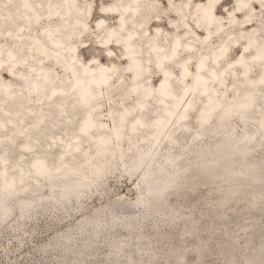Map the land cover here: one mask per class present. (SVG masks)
<instances>
[{
  "label": "rangeland",
  "instance_id": "1",
  "mask_svg": "<svg viewBox=\"0 0 264 264\" xmlns=\"http://www.w3.org/2000/svg\"><path fill=\"white\" fill-rule=\"evenodd\" d=\"M14 1L17 2V0H6L4 5L11 4ZM24 1L26 5L20 8L27 12H33L34 10L36 17L35 19H29L27 13L21 14L20 20L24 27L20 31V38L14 36L11 40L8 34H0V58L5 61L0 70V81L8 85L14 94L12 97L16 99L28 98L26 102L28 107L34 108L40 104L38 96L32 93L31 88L39 92L40 96L46 93L45 83H42L40 79V68L43 72H47L49 78H57L53 82L54 85L65 83L74 90L78 89L73 77L65 79V75L59 69L60 66L51 63L52 60L55 61L53 50L58 47L62 51L55 56L61 63L69 62L71 64L73 61L77 67L85 66L93 69L101 66L109 68L114 66L115 69L110 70L108 73L113 70L117 73L113 76L110 74L107 85L120 82L123 87L120 89L121 85H119L115 88L120 89L123 93L120 97L117 96L118 98L114 94L113 101L119 100L121 104L132 105V96L142 97V92H139V89L129 91V86L134 81L132 82V78L128 74L132 69H129L125 59L130 60L131 58L129 56L124 58L120 45L112 41L122 35L119 37V42L130 48V44H127L129 40L126 33L131 28L128 25L132 23L134 24L132 29L136 32V35H134V37L136 36L134 50L138 59L137 62L141 63L144 75L150 73V77L145 82L152 90L153 95L144 96L149 109L152 105H158V99L162 98L166 102L160 104V106L166 104L170 112L173 111V99L164 97L158 88L160 77L165 71H170L169 79L174 80L173 83L170 81V86L174 84L175 87L174 90L170 89L172 93L189 88L194 85L193 82L197 76L196 57L198 55L207 57L203 67H208L207 70L212 68L214 73L221 75L223 83L220 87H216L214 84L218 80L220 81L221 78L213 79L212 75L207 74L208 72L204 74L203 84L201 86L194 85L192 88L195 95L191 104L194 101L196 108L190 113L188 127L183 133L181 131L185 127L176 131L173 146L167 143V139H163L161 149L156 153V160H153L155 161L154 167L157 170L159 181L174 178L173 169L176 166L181 167L184 172H192L194 179L190 183L194 188L193 191L185 187L180 193L182 197H171L168 200L163 213L156 215V217H148L137 221L135 228H129L122 224L123 219L120 214L110 222L102 217L97 239H94L88 230L85 231L83 236L71 235L70 239L65 241L62 232L76 223L78 219L90 215L95 209L101 208L119 196L131 201L134 198L133 185L137 182L140 171L137 173L132 171L133 175L131 176L125 174L111 157L107 158L106 168H99L98 161L96 160V162L91 158L93 153L98 148H103L110 155L109 152L113 150L112 140L103 135L99 136L98 148L85 151L81 160V164L86 163L92 166L94 172L88 177V180H84L82 177L81 181L75 185L72 183L65 184L62 182V176L49 169H44L39 160L36 159L34 165L39 170L35 172L34 168L31 167L30 170L32 169L33 172L30 179L37 185L38 190L17 191L14 197L5 200L4 210L0 209V264H127L128 260L132 264H177L176 258L181 254L185 256L184 264H198L193 249L202 245H205L202 264H226L227 260L222 259L221 251L227 252V256L232 257L237 264H241L247 256L252 259L254 264H264V213L254 215L256 226L251 229L248 227L250 217L246 209V202H233L221 210L218 207L220 199L218 190L221 185L215 187L201 185L198 172L193 170L194 168L191 165L197 147L214 142L217 138H222L225 135L233 137L237 144L251 143L257 145L258 148L251 153V159L259 160L264 155V125L260 120L253 119L251 123L247 124L237 114L224 122L217 120L216 124L218 127H224L227 131L226 134L213 136L206 133L198 137L199 127H204L205 124L214 119H223L233 115L228 114L230 107L233 105L229 106L221 116L218 114L213 116L214 119L212 120L209 115L207 123L200 124V120L197 119L203 105L201 104L202 97L211 92L215 94L216 106L221 107L225 100L232 99L234 96L239 95L241 91L250 89L254 93L255 108L264 113V80H260V75L264 73V63H255L262 61L264 54L253 56L250 59V54L245 52V42L240 40L241 37L250 39L251 35H244L246 37L240 35L255 30L254 33L258 42L264 44V7L260 11L254 5L256 0H247V9L244 11H247L249 17L252 13L257 24L261 26L257 30L254 25L249 26L246 22H243V15L235 9V0H233L234 6L232 8L230 7L232 0H220L217 5H208V12L210 13L208 18H213L219 26V29L215 30L216 32L213 34L216 36L208 40L209 35H211L209 24L205 25L199 22L198 17H196L197 10L192 14L195 7L199 5L205 7L207 5L204 0H143L141 4L137 3L138 5L134 9H128V11L135 13L138 6H140L139 15L136 14L133 19L124 21L125 28L123 31L116 25L114 16L102 13V7L113 4L114 0H59L60 5L57 8L58 13L55 19L47 17L49 10L47 3L49 0ZM27 1H32V4L30 3L27 6ZM258 1L264 3V0ZM125 2L127 0L124 2L121 0V3ZM116 5L119 4L116 3ZM77 7H85V9L83 12L78 13L76 11ZM199 10V13L204 12V9ZM119 11H121L120 6L117 7V12L121 14ZM0 12L4 11L0 10ZM63 17L68 18V21L78 17L80 22L70 24L69 27L64 28L62 24ZM200 18L204 19L202 16ZM99 21H101L100 27L97 26ZM31 22L34 23L33 27L26 28V25H30ZM237 23H241V25ZM239 26L241 28H238ZM98 27L103 28L104 32L101 33L97 29ZM45 29L52 30L53 39L51 38V41L48 38L46 40L41 34ZM13 40L22 42L11 47ZM176 40L180 43L178 49L182 48L183 52L179 56L174 54L175 58L171 60L169 59L173 56L171 55V49ZM31 41L42 42L46 54L43 55L38 50L29 49ZM234 41H236V45H231V42ZM249 41L247 43L248 49L253 46L251 45L252 40ZM152 43L156 44L160 50L152 51L150 48ZM219 45L223 46L224 54L227 52L225 59L222 61H219V57L216 59L217 53L211 57L212 51H216ZM122 48L123 51L127 52L125 45ZM189 49L194 52V55H187L186 51H189ZM10 51L15 53V61L17 62L12 68V72H16L13 76L7 71V67L11 63L7 62ZM150 53H153V56L149 60ZM154 53L156 57L160 58V61H157L158 63ZM40 55L45 58H41L37 62L36 59H39ZM223 55L220 57L222 58ZM239 56L245 57V62L235 63ZM176 59L177 62L173 63ZM215 61H219L216 63V67L213 63ZM181 63L183 64L182 67ZM238 64L247 66V72L244 73ZM164 65L165 67L160 69ZM181 68L187 71L186 79L181 77ZM226 68H229V71H226L228 70ZM77 72L79 73V68H77ZM134 80H137L135 75ZM91 85L92 87H99L100 90L94 96L96 99L95 107L87 110L86 115L87 117L95 116L98 127L109 130L110 125L106 118L108 102L102 93V84ZM70 87L57 95L65 96L63 93L67 91V96H69L74 91ZM201 88L203 89L201 90ZM197 93L198 95H196ZM4 97L2 91H0V100L2 99L0 106L7 107L4 104ZM149 97L150 100H147ZM53 100V98L44 99L43 97L41 102L44 105L41 104V106L45 107L47 102ZM238 105L236 104L237 109L235 112L240 109ZM114 108H119V106H114ZM241 108L243 109V107ZM195 110H197L196 114L194 113ZM139 112L140 110L136 108L122 121L129 119L132 115H137ZM26 113L30 112L25 111L26 116L24 118L27 120L28 114ZM0 115H6L2 109H0ZM62 118H56L53 123ZM183 120L185 121L186 118L181 119L180 123H183ZM42 125L47 126L45 122ZM146 125L149 128L146 129L149 133L147 139L137 141L134 145L128 146V149L126 147L123 152L126 167L132 166L135 161L139 160L143 150L155 147V142L149 143L148 146L142 145L148 143L151 139L154 140L156 137L154 134L157 133L152 127H149V124ZM28 127L31 128V126ZM136 129H134V132L140 133L136 132ZM14 133V131H10V135ZM126 133L130 135V138L133 136L130 130H126ZM14 139L20 143L16 137ZM0 140L8 141L9 138L0 137ZM127 140L128 136L125 138V141ZM220 149L222 148L218 150ZM19 151L22 153L23 150ZM22 154L24 156L20 155V161L32 158L28 155V152ZM19 165L22 166L21 163ZM78 167L79 165L76 168ZM21 176L23 177V173L19 175L18 180ZM49 176H60L59 182L56 181L57 185H54L55 187L51 191L47 190ZM20 181L15 184L16 188L22 187L26 180ZM141 182H144V178ZM52 183L54 184V182ZM261 185L264 187V182ZM145 187L144 183L140 184L141 190ZM30 188L33 189L34 187L31 185ZM176 213L184 215L185 218L177 220L172 227H169V219ZM221 214L224 215L222 219L220 218ZM190 229L195 231L191 236H181L183 232ZM118 245L121 248L119 253H116Z\"/></svg>",
  "mask_w": 264,
  "mask_h": 264
},
{
  "label": "bare ground",
  "instance_id": "2",
  "mask_svg": "<svg viewBox=\"0 0 264 264\" xmlns=\"http://www.w3.org/2000/svg\"><path fill=\"white\" fill-rule=\"evenodd\" d=\"M5 1L6 0H0V10L4 11L0 12V34L6 33L8 34L10 39L14 36L19 37L20 31L24 27L20 20V18L22 17L21 14L27 13V18L35 19V11L33 10V12H27L26 10L21 9L20 7L26 5V2L24 0H17V2L14 1L8 5H4ZM122 1L124 2L125 0ZM141 1L143 0H127V2L121 3V0H114L113 4L102 7V13H104L105 15L114 16L116 18V25L123 31V29L125 28L124 21L133 19L136 14L139 15L138 12H140V6H138L135 13L133 11H128V9H134V7L138 5L137 3L141 4ZM204 1L207 5H205V7H202L203 5L195 7L192 14H194L195 10H197L196 17H198L199 22L205 25L209 24V31L211 35H209L208 40H210L214 36H216L213 34L217 31V29H219V26L216 24V21L213 18H208L210 17V13L208 12V5H217L220 0ZM235 2V9L239 14L243 15V22H246V24L249 26L254 25L257 30L259 29V27L261 28V26L257 24L252 13L249 17L247 11H244L247 9V0H235ZM30 3L32 4V1H27V6L28 4L30 5ZM116 3H118L119 5H116ZM59 5V0H49V2L47 3V6L49 8L47 17L49 19L57 18V8ZM254 5L259 8L260 11L262 10V7H264V3H260L258 0L254 2ZM118 6H120L121 8V11H119L121 14L117 12ZM233 6L234 4L232 0L230 2V7L232 8ZM84 9L85 7H77L76 11L80 13L83 12ZM199 9H204V12L199 13ZM201 16L204 19L200 18ZM79 22L80 19L78 17H74L69 21L66 17H63L62 19L64 28L69 27L70 24L73 25ZM33 24L34 23L31 22L30 25H26V28L33 27ZM237 24L241 25V23ZM100 25L101 21L97 23V26L100 27ZM132 25L134 26L133 23L131 25H128V27L130 26L131 28L126 33L129 40L127 44H130V48L126 44H124L127 48V52L123 51L122 47L124 45L119 42V37L122 35L117 37V39L112 40L114 43L120 45L124 58L125 56H129L131 58L130 60L125 59V61L129 65V69H132V71H130V73L128 74H130L132 82L134 81L132 84H130L129 91H136L139 89V92H142V97L140 98L138 96H132V105H124L121 104L119 100L113 101L112 99L114 94L116 95V97H120L123 93L122 91H120L121 87H123L122 83H110V85H107L110 74H112L113 76L117 73V71L115 70L108 73L110 70L115 69L114 66L111 68L101 66L99 68L93 69L85 66L77 67L73 63V61L71 62V64H69V62L61 63V61L58 60V58L55 56L62 51L59 50V47L53 50V53L55 54V61L52 60L51 63L60 66V68L57 66L56 67L59 68L62 74L65 75V79H70L71 77H73V80L76 81L75 85L78 86L77 90H74L72 87L65 83L54 85L53 82L57 78H49L50 76H47V72H43L40 68V79L42 83H45L47 89L45 91L46 93L40 96L39 92H36L35 89L31 88L32 93L38 96V102L40 103L37 107L31 108L26 105L28 98L21 97L16 99L15 97H12L14 94L9 89L8 85L3 84L0 81V91H2L3 95L5 96L4 98L7 99L6 102L4 99V104L5 106L7 105V107L0 106V109H2L3 113L7 115H0V132L2 133L0 137L4 139L9 138L8 145H0L1 210H4L5 200L14 197L17 191L28 192L30 190H38L37 185H35L30 179L33 172L31 171L32 169L30 170V168L33 167L35 172L39 170V168L35 167L34 165L36 159L39 160L40 165L44 169H49L54 173L62 176V182H64L65 184L72 183L73 185H75L79 183V181H81L82 177L84 180H88V177H90L94 172V168L86 163L81 164V160L84 157L85 151L98 148L97 143L99 142L100 135L108 136L112 140L113 150L112 152H109L110 155H108V152H105L103 148H98V150L93 153L91 158L95 161H98L99 168H106L107 158L111 157L125 174L131 176L133 175L132 171H136L135 173L140 171L137 182H135L133 185L134 198L129 201L125 197L119 196L113 201L108 202L101 208L95 209L90 215L78 219L76 223L72 224L70 227H68V229H66V231L62 232V237L65 239V241L69 240L71 235L83 236L85 231L88 230L91 236L94 239H97L101 228L102 217H104L107 222H110L120 214L123 219L122 224L129 228H135V224L137 223V221L146 219L148 217H156V215L163 213L168 200L171 197H180V193L185 187L189 188L191 191L194 190L190 183L191 180L194 179L193 173L184 172L182 168L178 166L173 169L174 178L159 181L157 170L154 167L155 161L153 160L156 158V153H158L161 149L160 146L163 139H167V143L173 146L175 142L174 136L176 134V131L180 129L182 130V128L185 127L181 131V133H183L188 127V123L190 122V120L188 119L190 118V115H187L188 117H186V111L189 108H191V111L196 108V105H194V101L191 104V101L193 100V97L195 95L192 89L194 85L201 86L203 84L202 80L204 79V74L208 72L207 74L212 75L213 79H217L219 77L221 78L220 81L218 80V82L214 84L216 87H220L223 83L222 76L214 73L212 68H209V70H207L208 67H203L205 66L207 57L205 55H198L196 57V68L198 69L197 76L194 82L192 81L194 85L190 86L189 88H184L182 91L178 90L176 91V93H172L170 89L174 90L175 87L174 84L170 86V81L172 83L174 82L173 79H169V76L171 75L170 71H165L160 77L158 88L161 90L160 93L164 97H170L173 99V111L170 112L166 104H164V106L162 107L160 106V104L162 105V103L166 102L165 99L162 98L158 99V105H152V107L149 109V105H146L144 96L152 94V90L147 86V83L145 82V80L150 77V73H146L144 75V73H142L141 63L137 62L138 59L134 50L136 39V36L134 37V35H136V32L133 31ZM99 27L97 29L101 33H103V28ZM238 28L241 27L239 26ZM44 31H42L41 34L44 36V38H46V40L48 38L51 41V38L53 36L52 30L45 29ZM254 32L255 30H250L246 34L242 33V35H240H251L250 39H245L242 37L240 38V40L245 42V52H248L250 54V59L253 56L264 54V44H260L258 42ZM207 34L205 35L206 37ZM249 40H252L251 45L253 46L249 47L248 49L247 43ZM21 42H16L13 40L11 43V47ZM235 42L236 41L231 42V45H236ZM29 44V49L38 50L43 55L46 54L45 46L42 42L31 41V43ZM179 45L180 43L176 40L171 49V55L173 56H171L169 59L172 60V58H175L174 54H176V56H179L183 52L182 48L178 49ZM150 46L152 51L156 49L160 50V48L154 43H152ZM63 48L65 47L63 46ZM224 52L225 51L223 46L219 45L216 51H212L211 57L217 53L216 59L219 57V61H222L227 55V52L225 54ZM186 53L189 56L194 55V52L190 51V49L189 51H186ZM221 55H223L222 58L220 57ZM152 56L153 53H150L148 59L150 60ZM39 57V59H36L37 62H39L41 58H45L41 55ZM155 58L156 62L158 60L160 61V58L156 57V54ZM7 59V62H11L7 67V71L11 73V76H13V74H16V72H12V68L17 63L15 61V53L10 51L8 53ZM219 61L213 62L215 63V67L216 63ZM4 62L5 61L0 58V70L2 69V64ZM176 62L177 59L174 60L173 63ZM239 62H245V57L239 56L235 60V63ZM255 63H264V59ZM182 65L183 64L181 63V67ZM238 65L241 67L240 69L244 73L247 72V66H241V64ZM163 67H165V65L161 66L160 69ZM77 68H79V73L77 72ZM155 69L159 70L157 68ZM226 69H228L226 71H229V68ZM180 71L182 72L181 77H183V79H186L187 71L183 68H181ZM134 75L135 79L137 80H134ZM260 76V80H264V73ZM76 78H78L79 80L77 81ZM91 84H102L101 90L108 102V111L106 118L108 124L110 125L109 130L102 127L99 128L95 116L87 117L86 115L87 110L95 107L96 99L94 96L100 90L99 87H95L94 85V87H92ZM119 85H121L119 87L120 89H116L115 87H118ZM69 87L71 88V90H74L69 96H67V91L63 93L67 97L61 94L57 95L58 93H62ZM202 89L203 88H201V90ZM196 95H198V93ZM21 96L24 95L22 94ZM41 97H44V99L53 98L54 100L51 102H47L45 104L46 106L42 107L41 104L43 103L41 102ZM147 100H150V97ZM254 100V93L250 89L241 91L239 95L234 96L232 99L225 100L223 106L221 107H217L215 104L214 92H211L210 94L208 93L206 96H203L201 101V104L203 105L201 106L197 117V119L200 120V124L207 123L209 115L211 116V120L214 119L213 116H216L217 114L221 116L223 112H226V110L231 105L233 106L230 107V111L228 114L233 115L223 119H214L208 124H205L204 127H199L198 137L206 133H210L213 136H217L218 134H226L227 131L224 129V127H218V125L216 124L217 120L224 122L236 116L237 114L240 115L242 121L247 124L251 123L253 119H256L260 120L264 125V113L255 108ZM236 104H239L238 107H240L238 112H235V110L237 109ZM52 105H55L56 107ZM114 106H119V108H114ZM241 107H243V109ZM136 108L140 110L137 115H132L129 119L122 121V119H125V117L130 114L131 111L136 110ZM142 110H144L145 112L142 113ZM25 111L30 112L26 113L28 114L27 120L26 118H24L26 116ZM194 113L196 114L197 110H195ZM58 117L63 118L58 122L53 123V121ZM185 118L186 120H183L184 122L180 123V120ZM44 122L47 124V126L42 125ZM168 123L169 126L167 127ZM146 124H149V127H152L153 130L157 133L154 134L156 135V137L153 135L155 137L154 140L151 139L148 143L142 145L148 146L149 143L155 142V147L149 150H143L139 156V160L135 161L132 166L126 167L123 152L126 150V147L128 149V146L134 145V143H136L137 141H145L147 139L146 137H148L147 135H149V133L146 129L149 128ZM6 125H9V128H6ZM28 126H31V128H29ZM136 127H145L146 129L140 131V133H135L134 129H136ZM126 130L132 131L133 136L131 138L130 135L126 133ZM10 131H14L15 133L13 135H10ZM126 136H128L127 141H125ZM15 137L20 143H18L17 140L14 139ZM1 142L3 141L0 140V143ZM50 148L51 150L49 151ZM219 148L222 149L218 150ZM256 148H258L257 145H252L251 143L237 144L236 140L233 137L225 135L222 138H217L214 142L206 143L201 145L200 147H197L194 151V157L191 162L192 168H194L193 170L198 172L201 185L210 187L221 185V188L218 190L220 195L218 207L221 210H223L225 206L233 202L247 203L246 209L250 217V224L248 227L251 229L256 226L254 215L257 213H264V187L261 185V183L264 182V155L259 160L251 159V153ZM19 150H23L22 152H28V155L32 156V158L25 161H20V155L23 154ZM20 163L22 164V166L19 165ZM78 165L79 167L76 168ZM20 171V174L23 173V177L21 176V178L18 180ZM24 176H26L27 178H24ZM60 176L48 177V191H51L55 187L54 185H57L56 181L59 180ZM143 178L144 182H141ZM24 179L26 181L23 183L22 187L16 188L15 184L18 181H22ZM52 182H54V184ZM141 183H144L146 185L143 190L140 189ZM31 185L34 187L33 189L30 188ZM223 217L224 215L221 214L220 218L222 219ZM182 218L185 217L180 213L173 214L169 219V227H172L177 220ZM194 232V230L190 229L183 232L181 236L188 237L191 236ZM120 248L121 247L118 245L115 252L119 253ZM204 250L205 245L198 246L193 249V253L198 264H202L205 253ZM220 254L222 259L227 260L225 262L226 264H237L232 257L227 256V252L221 251ZM184 260L185 256L184 254H181L176 258V263L184 264ZM127 264L132 263L130 260H128ZM241 264L254 263L252 259L248 258L247 256V258H245Z\"/></svg>",
  "mask_w": 264,
  "mask_h": 264
},
{
  "label": "water",
  "instance_id": "3",
  "mask_svg": "<svg viewBox=\"0 0 264 264\" xmlns=\"http://www.w3.org/2000/svg\"><path fill=\"white\" fill-rule=\"evenodd\" d=\"M145 111L144 110H142V113H144ZM190 112H191V108H189V109H187V111H186V116L187 115H190ZM6 128H9V125H6ZM144 129H146L145 127H138L137 128V130H136V132H140V131H143ZM8 142L9 141H3V142H1L0 143V145H2V144H7L8 145ZM51 150V148L49 149V151ZM23 153V152H22ZM76 154V153H75Z\"/></svg>",
  "mask_w": 264,
  "mask_h": 264
}]
</instances>
